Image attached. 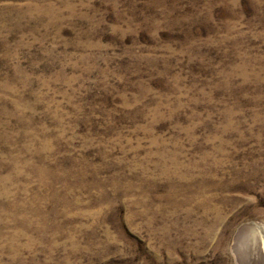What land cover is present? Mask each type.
Masks as SVG:
<instances>
[{"label": "rangeland", "instance_id": "374dc122", "mask_svg": "<svg viewBox=\"0 0 264 264\" xmlns=\"http://www.w3.org/2000/svg\"><path fill=\"white\" fill-rule=\"evenodd\" d=\"M251 222L264 0H0V264H264Z\"/></svg>", "mask_w": 264, "mask_h": 264}, {"label": "bare ground", "instance_id": "6f19581e", "mask_svg": "<svg viewBox=\"0 0 264 264\" xmlns=\"http://www.w3.org/2000/svg\"><path fill=\"white\" fill-rule=\"evenodd\" d=\"M255 224H257V223H253V222H251V223H247V224H244V225H242L241 227H240V229H239V232H238V235H237V238H236V245H235V247L237 246V248L238 247H240V241L241 240H237L238 238L240 239V235H241V233L242 232H246V230L247 229H254L255 230ZM257 226L259 227V230L258 229H256L255 231L254 230H252V231H254L255 232V234H257L258 236H260V240H262V241H264V226H261V225H259V224H257ZM245 241V240H244ZM256 243H257V241H256ZM261 244V243H260ZM264 247V243H263V245L262 246H259L258 248L260 249V251H261V249ZM252 253V252H251ZM252 255V254H251ZM250 260V259H249ZM247 264H249V262H246ZM243 264V263H242ZM251 264V263H250Z\"/></svg>", "mask_w": 264, "mask_h": 264}, {"label": "water", "instance_id": "95a60500", "mask_svg": "<svg viewBox=\"0 0 264 264\" xmlns=\"http://www.w3.org/2000/svg\"><path fill=\"white\" fill-rule=\"evenodd\" d=\"M254 228H255V230H256V229H258V230H259V227L257 226V224H255V227H254Z\"/></svg>", "mask_w": 264, "mask_h": 264}]
</instances>
